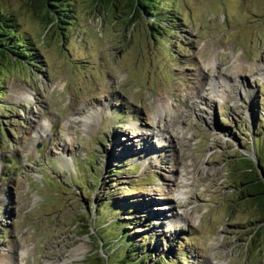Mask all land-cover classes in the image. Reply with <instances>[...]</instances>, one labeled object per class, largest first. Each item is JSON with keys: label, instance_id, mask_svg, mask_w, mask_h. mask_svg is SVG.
<instances>
[{"label": "rangeland", "instance_id": "obj_1", "mask_svg": "<svg viewBox=\"0 0 264 264\" xmlns=\"http://www.w3.org/2000/svg\"><path fill=\"white\" fill-rule=\"evenodd\" d=\"M0 3L34 50L0 72V264H264L234 189L263 179L264 0H158L154 31L127 0Z\"/></svg>", "mask_w": 264, "mask_h": 264}, {"label": "trees", "instance_id": "obj_2", "mask_svg": "<svg viewBox=\"0 0 264 264\" xmlns=\"http://www.w3.org/2000/svg\"><path fill=\"white\" fill-rule=\"evenodd\" d=\"M127 1L129 3L127 7H129L131 10L128 16H136L140 12L142 14L144 13L146 16L153 17L152 20L148 21V23H150V26H148L150 31H154L155 29H157V25H160L163 22H172L169 16L162 18L160 16L161 14L156 10H160L159 7L155 6V3L158 0ZM71 3L72 0H39V8L42 9L44 15L49 19H47V21L49 22L47 24V27H60L58 26L60 24L72 25L74 12L72 10L73 6ZM20 39L21 33L18 29L15 18L9 13L6 14L2 12L0 9V72L2 70L6 71L11 67L13 69V66L18 62L20 63L24 60H31L29 57L34 55L31 41L27 38H23L22 41H20ZM35 57L37 58L36 54ZM31 65H33L32 67L37 68L36 64L33 63ZM2 81L3 79L0 76V85ZM0 95H2L1 92ZM252 173L253 168L249 167L247 170H244L242 174V181L234 189L237 191L240 200L253 203L254 206L258 209L259 217H261L259 223L263 228L262 233L264 234V172H262L263 179L259 175L254 176ZM259 228L260 227L257 228V231L259 230ZM86 233L88 234V232ZM123 238L121 239L119 237L116 239V241L118 242L121 240L124 243L125 241ZM111 241L112 240L104 242L103 247H109L111 245L109 242ZM104 255L108 262L109 259H111L113 256L114 258L117 257L118 253L113 249L111 250V252L106 250L104 252ZM128 255H130L129 251L125 252L122 259L111 264H127L129 262V260H127V257H131ZM97 261L99 262V264H105L101 255L98 256ZM134 264H145V262L143 261V259H140L134 261Z\"/></svg>", "mask_w": 264, "mask_h": 264}, {"label": "bare ground", "instance_id": "obj_3", "mask_svg": "<svg viewBox=\"0 0 264 264\" xmlns=\"http://www.w3.org/2000/svg\"><path fill=\"white\" fill-rule=\"evenodd\" d=\"M232 1H233V0H232ZM236 3H237V1H236ZM240 66H241V65H240ZM258 70H259V72H260V71H264V68H259ZM164 108H165V107H164ZM163 126H164V125H163ZM163 130H165L164 127H163ZM168 130H170V129H168ZM168 130H167V131H168ZM161 131H162V130H161ZM170 131H171V130H170ZM172 137H173V136H172ZM2 260H3V259H2ZM5 260H6V259H5ZM5 264H6V263H5Z\"/></svg>", "mask_w": 264, "mask_h": 264}, {"label": "water", "instance_id": "obj_4", "mask_svg": "<svg viewBox=\"0 0 264 264\" xmlns=\"http://www.w3.org/2000/svg\"><path fill=\"white\" fill-rule=\"evenodd\" d=\"M105 256V255H104ZM105 264H107V263H105Z\"/></svg>", "mask_w": 264, "mask_h": 264}]
</instances>
